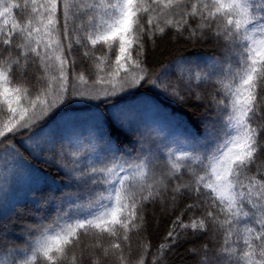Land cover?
Returning <instances> with one entry per match:
<instances>
[{
    "label": "snow or ice",
    "instance_id": "snow-or-ice-1",
    "mask_svg": "<svg viewBox=\"0 0 264 264\" xmlns=\"http://www.w3.org/2000/svg\"><path fill=\"white\" fill-rule=\"evenodd\" d=\"M168 39L212 41L220 54L157 65ZM145 87L207 101L208 118L194 130L148 100L121 104ZM99 103L111 111L69 112ZM41 159L71 190L39 198L55 216L23 223V245L0 223V264H86L89 235L112 264H167L199 240L197 264H264V0H0V218L20 186L49 183ZM178 201L191 202L150 251L151 210Z\"/></svg>",
    "mask_w": 264,
    "mask_h": 264
},
{
    "label": "trees",
    "instance_id": "trees-1",
    "mask_svg": "<svg viewBox=\"0 0 264 264\" xmlns=\"http://www.w3.org/2000/svg\"><path fill=\"white\" fill-rule=\"evenodd\" d=\"M83 3H88L90 0H82ZM219 47L212 41H204L195 46L186 44L184 42L175 43L170 39L160 41L159 47L152 53L153 61L157 63L160 61L167 62L172 57L177 55H183L191 57L192 59H199L204 61L208 57L219 55ZM200 91L203 95L207 96L208 89L201 88ZM143 100H148L153 104L158 105L165 113H167L174 123L187 125L190 128L197 130L202 127V121H205L206 108L204 102H199L194 99H190L186 104L175 103L172 100L160 95L158 92L151 88L145 87L139 90V92L127 99L121 101V104H139ZM103 111L108 114L111 111L110 104L99 103L98 106H84L73 105L69 110L73 116H79L81 119L86 118L93 112ZM139 136L137 133H121V139L127 143L128 138L131 137L135 140ZM131 148L132 145H129ZM133 151L135 149L133 148ZM167 153H161V156H166ZM34 166L38 170L42 178H46L49 183L42 184L40 191H33L29 186H20L19 190L15 193V198L12 204L15 208L10 213H7L3 218H0V223L8 224L11 226V231L8 233V239L15 241L19 245H23L25 237L21 232V225L25 222L30 224H36L39 217L44 216L48 218H54L55 210L52 204L47 205L45 208L38 207V200L41 196H46L49 192L54 191L56 195L61 194V190L69 191L67 177L63 171L55 164L46 162L45 160L34 161ZM178 201L175 206L169 207L165 211H161L158 207L151 210V219L145 224L143 230V237L146 238L145 243L151 245L150 251H155L156 247L161 243H168L167 232L171 227L172 221L175 219L179 212L183 209L185 203ZM147 219V217H146ZM182 219L187 220L185 215ZM138 238L135 234H132L133 247L138 242ZM97 241L91 236H84L82 238V247L88 246L93 250L96 255L91 257L86 264H96V260L99 259L101 264H112V257H104L99 248H96ZM101 244L107 246L108 241H100ZM203 240L196 242L186 241L181 246L175 249L171 255L168 256L167 264H197L199 257L189 251L190 248L200 247ZM214 243H222V238H218ZM211 246V245H210ZM239 251L242 249V243L234 245ZM127 254V253H126Z\"/></svg>",
    "mask_w": 264,
    "mask_h": 264
}]
</instances>
